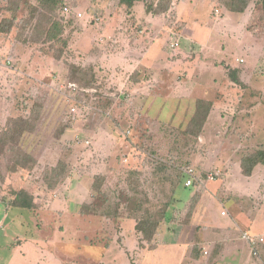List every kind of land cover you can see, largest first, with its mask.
<instances>
[{"label": "rangeland", "instance_id": "374dc122", "mask_svg": "<svg viewBox=\"0 0 264 264\" xmlns=\"http://www.w3.org/2000/svg\"><path fill=\"white\" fill-rule=\"evenodd\" d=\"M63 1L51 10L44 0H0V198L13 197V192L28 188L32 199L36 198L43 209L34 215L33 209L10 206L5 218L1 213L0 218L9 229L5 232L7 238L2 236L4 229H0V243L32 234L53 239L59 231L62 238L70 240L80 239L77 235L88 238L94 232L99 233L96 238H104L101 229L86 228L85 222L78 228L79 222L70 215L64 214L62 220L60 215L52 216L44 210L54 209L57 203L55 209L61 212L78 211L84 200L94 197L93 204L102 201L96 198L100 190L111 208L117 205L120 212L126 211L133 199L138 202L143 197L132 186L144 190L141 194L149 192L153 201L167 198L170 182L158 177V173L155 176V166L159 164H176L181 171L162 226L172 220L175 224L186 223L183 220L195 208L190 200L193 192L204 187V180L210 183L218 177L211 166L221 160L226 163L229 157L234 161L238 156L241 159L264 150V134L255 140L252 133L254 129L264 132V0H171L172 6L165 15L153 19L155 29L167 24L168 48L188 51L190 41L184 39L188 25L191 28V23L197 22L201 29L214 27V37L206 39L209 45L191 46V52L210 65L214 58L205 48L217 47L225 60L216 61L214 82L231 80L230 68L238 71L234 89L208 95L210 117L195 135L186 124L195 109L192 94L198 95L209 87L211 79L207 80L209 71L205 65L200 62L196 66L193 62V67L202 68L205 84L190 86L188 93L179 95L181 109H177L181 111L167 102L171 120L166 123L168 117L157 111L158 96H152L153 102L149 103L145 96L136 95L140 91L143 94L150 85L148 78L140 91L128 90L126 86L131 85L128 80H142L135 68L139 64L135 56L145 50V44L137 36L142 29L149 41L157 34H147L150 23L145 20L147 12L142 2L127 10L118 0ZM160 1L162 5L159 0L146 2L161 10L167 0ZM179 3L183 6L180 15ZM121 54L130 59H120ZM177 55L175 50L173 57ZM149 68H144L146 76ZM189 71H193L192 66ZM68 83L77 84L78 89H70ZM71 105L76 107L74 112L69 111ZM178 115L181 121L176 118ZM206 167L210 169L203 171ZM189 168L196 189L184 185ZM91 182L97 185L95 190L88 189ZM103 204L99 213L106 209ZM152 211L157 214L158 209ZM118 222L115 218L103 231L114 235ZM61 245L63 263L67 264L73 258L70 249L85 244ZM19 247L9 243L1 248L0 264H7L8 259L9 264H59L46 262L50 255L44 257L43 263L37 261L34 250L13 260L10 251ZM109 256H104L103 263L109 262ZM114 257L118 262L128 259L120 252ZM149 264L158 263L154 259Z\"/></svg>", "mask_w": 264, "mask_h": 264}, {"label": "crops", "instance_id": "0c3cea01", "mask_svg": "<svg viewBox=\"0 0 264 264\" xmlns=\"http://www.w3.org/2000/svg\"><path fill=\"white\" fill-rule=\"evenodd\" d=\"M178 5L180 6V3ZM182 9L183 6H180L179 9L177 8L180 12L178 15L181 14ZM144 17L148 21L147 23H150L147 27V34H151L152 31L153 33L157 32V34L155 33L156 36L150 41L147 40L143 29L140 36L136 35L138 40L142 39L141 42L145 44V50L135 56V62L139 63L135 68L139 71L138 73L142 80L140 79L139 83H133L132 80H128V83L131 84L126 85L128 90L140 91L141 88H144V80L148 78L150 85L144 90L145 92L143 91V94L140 91L136 95L145 96L146 100L149 99V103L153 102L152 96H158L159 100L157 102H159V106L157 111L158 113L163 111L164 116H167L170 110V108L165 107L167 102L171 101L173 104L172 108L178 110L180 107L177 100L180 99V94L188 93L190 86L205 84L206 79H203L205 76L202 75V68L198 70L197 67H193V62H195V65L202 62L205 65V69L209 71L207 80L211 79L208 81L210 88H203L200 93H197L198 95L192 94L193 102L198 98L209 100L208 95L210 93L220 94L234 89L236 82L228 79L222 73L217 74L219 76L223 75L222 78L227 79H223L221 83L214 82L215 78L212 75L216 74V61L223 63L225 60L217 52L216 46L205 48L206 51L212 53L214 58L213 63H210V65L207 64V61L199 60L200 55L191 52V46L195 48V46L202 44L209 45L206 39L210 40L209 38L214 37V34H216L214 27L209 30L201 29L202 26L197 22L195 24L191 23V28L188 25V33L184 36L186 41L191 42L187 45L190 49L188 51V48H186L187 50L180 47L175 49L168 48L170 44L167 45V37H169L170 30L167 28V24L155 29V27H152V21L156 16L146 13ZM158 33H160V36ZM175 50H178V55L173 57ZM217 56L220 58L218 59ZM127 58V54H121L120 56L122 60H127ZM226 63H229V61H226ZM147 65L150 67L148 76L144 73V68ZM190 66L193 68L192 72L189 71ZM180 67L182 70L179 69ZM175 70H177L176 73L174 72ZM137 75L136 81L138 79ZM237 79L239 78L237 77ZM186 80H189V82ZM171 89H174L175 92L168 93L167 91ZM2 109L3 107H0V111ZM173 111L172 109L170 113ZM167 117L166 123L171 120V116ZM178 117L179 115L176 118L180 120L181 118L179 119ZM209 117L210 115L208 114L207 119ZM180 121L177 123L178 125L181 123ZM261 131L263 132V129ZM261 131L258 129L252 131L255 140L257 139L256 137H261L264 134ZM221 161H217L215 165L210 167L212 168L211 170L216 171L218 177L210 183L208 180H204V187L197 191L194 210L189 213L186 220H183L187 222L181 221L180 224H175L172 220L169 224H164L160 228L152 247H148L144 241L140 240V236L136 233L131 219L116 218L119 221V226L117 230L113 231L114 235H110L109 232H105L103 229H107L109 222H112L115 218L92 214L81 215L77 210L68 212L67 209H62L61 212L60 209H55L57 203H54V209L49 208L44 211L49 212V215L52 216L60 215L62 220H64L66 214L70 215V217L79 222L78 228H82L81 224L85 222L86 228L101 229L102 233L100 235H106V237L96 238L99 233L94 232L88 238H81L80 235H77L80 239L70 240L71 238H62L60 231L56 238L53 239L49 236L39 237L35 234L26 237L15 236L7 244L16 243L20 247L19 249H11L10 257L13 260L20 259V256L29 254L34 250V254L38 253L37 261L43 260V263L46 255H50L46 262L47 260H52L53 263L65 264L63 263V258L65 257L60 253L61 243H63L64 247L66 244L71 247V243L77 244L81 242V244L85 245L73 246L70 249L73 258L67 264H86L89 261H93L92 264H149L154 259L158 264H167L169 261V264H264V165L258 164L250 175H244L240 171V156L234 161L232 157H229L226 163ZM208 168H203V171ZM196 172L200 171L197 170ZM91 185L92 182L88 185L90 190H92ZM192 187L196 189V186ZM22 188L19 190H24L30 196L32 195L31 189ZM12 199L13 197L4 196L0 198V214L2 213L4 218L10 206L23 209V207L10 205ZM90 201L84 200L86 203ZM58 203V206L61 207V203ZM32 205L33 207H25V209L28 211L33 209L34 215L37 212H42L43 209L36 198L32 199ZM58 210H60L61 214H58ZM3 217L0 218V229H4V235L2 236L7 238L5 232L6 228L9 229V226L6 222H3ZM93 224L97 225V227H92ZM244 234L252 236L253 242L244 237ZM93 236L94 238H92ZM68 241L69 243H66ZM7 244L0 243V249ZM159 249L162 250L157 252ZM117 252L128 257L126 262H118L114 259ZM107 253L110 255L109 262L103 263L104 256ZM254 257L260 258V261H256ZM9 260H6L7 264H9Z\"/></svg>", "mask_w": 264, "mask_h": 264}, {"label": "trees", "instance_id": "16d2710c", "mask_svg": "<svg viewBox=\"0 0 264 264\" xmlns=\"http://www.w3.org/2000/svg\"><path fill=\"white\" fill-rule=\"evenodd\" d=\"M48 6H50L51 10L55 9L59 6V4H64L63 0H44ZM147 0H118L119 4L123 5L127 10H130L135 3H141L143 4L144 10L147 13H151L153 16L159 17L161 15H165V12L168 11V9L172 6L171 0H167V4H164L161 10H155L152 8L151 4H147ZM245 1V0H244ZM245 3V2H244ZM159 5H162V1L159 0ZM63 6V5H62ZM164 13V14H163ZM230 78L232 81L237 82V74L238 71L235 69H230ZM91 77H93V73L91 72ZM90 77V79H91ZM70 80H72L70 78ZM74 82V81H70ZM76 83V82H74ZM89 83V82H88ZM77 85V84H76ZM195 109L191 117L189 118L186 127L190 128L192 133L197 134L199 133L203 125L207 119V116L209 114V109L211 106V101L198 98L196 99ZM264 165V150H260L257 152H251L249 154H246L241 157L240 159V171L244 175H250L256 165ZM17 169V168H16ZM16 169H11L12 171H16ZM157 172H156V171ZM155 176L161 177L163 180H166L170 185V188L168 187L167 190L169 191V195L167 198H164L162 200H151V194L148 192L144 194H141L144 190H139V188L132 186V190L136 191V194H140L139 197H142V200L136 202V199H133L130 203L128 208H125V210H122L121 212L118 210V207H110L108 204V201L104 194L100 192V190H97L96 198L103 199L98 200L96 203L93 204L92 197L90 202H84L80 209L78 210V213L81 215H101L106 216L109 218H127L131 219L134 223V229L136 233L139 234L140 240L144 241L148 247H152L153 243L156 239V236L162 227V224L167 221V210L171 206L172 200L176 194L177 185L179 184L180 180V167L176 164L172 166H168L166 164H159L155 166ZM197 184L199 185L198 180H196ZM54 185V184H53ZM95 183L92 182L91 189L95 190ZM192 186H194L192 184ZM147 192V191H146ZM197 194L194 192V194L191 197V202L194 204L197 200ZM148 197V199H146ZM105 201V203H104ZM144 202V203H143ZM104 203V204H103ZM105 205L106 209L105 211L102 210V213H99L98 210L101 207V205ZM108 204V205H107ZM10 205L18 206V207H27L31 208L32 205V196H30L28 193H26L24 190H18L16 192H13V199L10 202ZM114 209V210H112ZM152 209H158L157 214L152 211ZM123 213V215H122ZM121 215V217H118Z\"/></svg>", "mask_w": 264, "mask_h": 264}, {"label": "built area", "instance_id": "2783aa9c", "mask_svg": "<svg viewBox=\"0 0 264 264\" xmlns=\"http://www.w3.org/2000/svg\"><path fill=\"white\" fill-rule=\"evenodd\" d=\"M63 9H64V11L68 12V7H67V6H64ZM76 15L80 16L81 14L78 13V14H76ZM175 44H176V43H175ZM67 85H68V87H69L70 89H73V90L78 89V87H77L76 84H74V83H68ZM75 109H76V107H74L73 105H71L70 108H69V111H70V112H74ZM185 173L188 175V177L186 178V180H185V182H184V185H185V186H192V184H193V171H192V169L189 168L188 170L185 171ZM244 237H246L247 239H249L250 241L253 242V238H252V236L244 234ZM260 239H261V238H260Z\"/></svg>", "mask_w": 264, "mask_h": 264}]
</instances>
